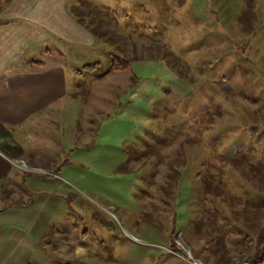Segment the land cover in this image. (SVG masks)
I'll return each instance as SVG.
<instances>
[{
    "label": "rangeland",
    "instance_id": "1",
    "mask_svg": "<svg viewBox=\"0 0 264 264\" xmlns=\"http://www.w3.org/2000/svg\"><path fill=\"white\" fill-rule=\"evenodd\" d=\"M111 1L100 13L76 8L92 14L91 24L82 18L89 28L123 40L98 48L89 60L100 69L81 77L99 101L84 106L78 95L60 108L48 172L11 195L61 193L46 252L32 264H213L194 228L207 210H228L198 193L200 164L240 208L264 204L248 180L256 166L264 175V0ZM112 56L130 67L101 78ZM147 147L159 149L155 166Z\"/></svg>",
    "mask_w": 264,
    "mask_h": 264
},
{
    "label": "crops",
    "instance_id": "2",
    "mask_svg": "<svg viewBox=\"0 0 264 264\" xmlns=\"http://www.w3.org/2000/svg\"><path fill=\"white\" fill-rule=\"evenodd\" d=\"M111 2L10 0L0 11V264H32L46 252L43 237L62 206L61 193L43 188L23 200L11 195L21 184L36 186L41 180L36 173L48 172L41 165L55 156L60 108L78 95L84 106L99 99L98 89L81 78L92 74H79L75 66L92 63L90 56L110 43L80 20L94 22L92 14L78 15L76 8L96 6L99 13L111 9ZM101 73L107 79L116 75ZM86 123L90 134L93 124Z\"/></svg>",
    "mask_w": 264,
    "mask_h": 264
},
{
    "label": "trees",
    "instance_id": "3",
    "mask_svg": "<svg viewBox=\"0 0 264 264\" xmlns=\"http://www.w3.org/2000/svg\"><path fill=\"white\" fill-rule=\"evenodd\" d=\"M9 1L10 0H0V11L7 6ZM77 13L81 15L78 10ZM241 17L239 19H241ZM80 20L82 21V19ZM88 23L91 24L93 22L90 20ZM101 23L102 22H98V25L101 26ZM90 30L95 36L101 35V37L104 38L103 41L109 42L110 45L116 44V41L118 42L117 39L121 37L118 34H113V31L107 28L102 30L90 28ZM100 67L101 65L99 62L84 64L80 66L79 70L76 69V72L79 74L94 72L99 70ZM129 67L130 61L128 59L112 56L106 72L126 71ZM209 121H211V119H209ZM158 151L159 149L157 147H147L142 150V154L149 160L155 157L156 161L154 159L152 164L155 166V163L160 159ZM123 163L125 164H120L118 169L126 165V162ZM233 163L241 168H244L245 165H241L240 162L237 161H233ZM201 166L202 164H200V170H198L195 177V180L199 183V189H197L198 193L200 192L203 196L211 194L215 199L221 202V207L228 210L225 215L222 214V210H219L218 207H215L213 211L207 210L205 214L207 215L208 221H200L195 225L194 230L197 234L199 233V237L196 240L202 242L201 253L208 252L214 255L216 260L213 264H241L242 262H247L248 264H264V204L262 206H254V208L252 206L240 208L239 200L233 197L229 190L225 189L220 184L222 183L221 180L217 177L218 179L216 180L218 183L212 184L210 178H213V175L208 173V169L201 170ZM60 167L61 166H59L58 170ZM169 167L173 171V167ZM256 167L252 168L253 172L248 176V180L250 185L257 191L260 197H262V200H264V175L259 173V170H261L259 169L260 166ZM256 174L259 176L257 178L259 181L255 178ZM169 176H171V174ZM92 217L98 219L97 221L99 222L100 219L96 214H92ZM228 230L229 233H231V238L234 239L232 240L233 242L230 248H227L223 241V234L224 232H228ZM173 232L172 228L171 233Z\"/></svg>",
    "mask_w": 264,
    "mask_h": 264
},
{
    "label": "built area",
    "instance_id": "4",
    "mask_svg": "<svg viewBox=\"0 0 264 264\" xmlns=\"http://www.w3.org/2000/svg\"><path fill=\"white\" fill-rule=\"evenodd\" d=\"M22 166H25L24 163H22ZM25 168L27 169V167H25ZM243 264H248V263L247 262H243Z\"/></svg>",
    "mask_w": 264,
    "mask_h": 264
}]
</instances>
